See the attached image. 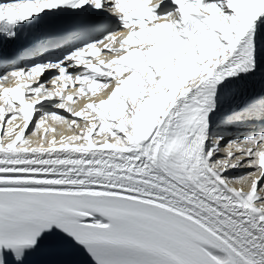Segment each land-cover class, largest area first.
I'll use <instances>...</instances> for the list:
<instances>
[{
  "label": "snow or ice",
  "instance_id": "snow-or-ice-1",
  "mask_svg": "<svg viewBox=\"0 0 264 264\" xmlns=\"http://www.w3.org/2000/svg\"><path fill=\"white\" fill-rule=\"evenodd\" d=\"M82 256L264 264V0H0V264Z\"/></svg>",
  "mask_w": 264,
  "mask_h": 264
},
{
  "label": "bare ground",
  "instance_id": "bare-ground-1",
  "mask_svg": "<svg viewBox=\"0 0 264 264\" xmlns=\"http://www.w3.org/2000/svg\"><path fill=\"white\" fill-rule=\"evenodd\" d=\"M82 103V101H78L76 105H74V107L78 108L80 106V104ZM18 122V121H17ZM49 124L53 127H55L57 129V133L59 132H64L65 135H70L72 134L71 131L67 128L66 125H62L59 122H56L55 124H53L51 121L49 122ZM32 139H37V137H33ZM98 139V137H97ZM246 170H240L239 172H237V175L243 174V172ZM237 187H239L240 185L237 184ZM245 187H247V185L245 184Z\"/></svg>",
  "mask_w": 264,
  "mask_h": 264
}]
</instances>
